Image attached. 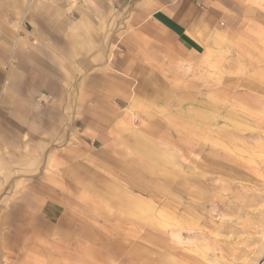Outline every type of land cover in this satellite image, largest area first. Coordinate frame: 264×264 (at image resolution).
I'll return each instance as SVG.
<instances>
[{
    "label": "rangeland",
    "instance_id": "1",
    "mask_svg": "<svg viewBox=\"0 0 264 264\" xmlns=\"http://www.w3.org/2000/svg\"><path fill=\"white\" fill-rule=\"evenodd\" d=\"M238 1L209 56L163 48L140 87L114 81L102 143L66 141L19 173L0 264H264V0Z\"/></svg>",
    "mask_w": 264,
    "mask_h": 264
},
{
    "label": "crops",
    "instance_id": "2",
    "mask_svg": "<svg viewBox=\"0 0 264 264\" xmlns=\"http://www.w3.org/2000/svg\"><path fill=\"white\" fill-rule=\"evenodd\" d=\"M240 16L238 0H0V199L58 145L109 136L114 81L140 87L163 48L209 56Z\"/></svg>",
    "mask_w": 264,
    "mask_h": 264
},
{
    "label": "bare ground",
    "instance_id": "3",
    "mask_svg": "<svg viewBox=\"0 0 264 264\" xmlns=\"http://www.w3.org/2000/svg\"><path fill=\"white\" fill-rule=\"evenodd\" d=\"M135 207V206H134Z\"/></svg>",
    "mask_w": 264,
    "mask_h": 264
}]
</instances>
